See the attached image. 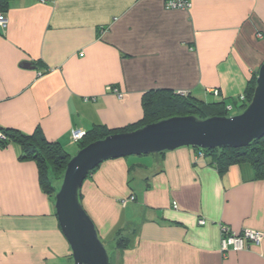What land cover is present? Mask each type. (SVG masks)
Wrapping results in <instances>:
<instances>
[{
  "label": "crops",
  "instance_id": "crops-1",
  "mask_svg": "<svg viewBox=\"0 0 264 264\" xmlns=\"http://www.w3.org/2000/svg\"><path fill=\"white\" fill-rule=\"evenodd\" d=\"M164 1L10 0L0 11V131L37 129L75 154L93 128L137 125L145 96L160 91L238 113L264 60V0H190L187 9ZM74 129L84 131L76 142ZM198 151L111 158L89 173L79 199L111 247L110 264H264V236L220 249L221 224L264 234V177L249 161L221 172ZM20 154L16 142L0 144V264H73L53 196Z\"/></svg>",
  "mask_w": 264,
  "mask_h": 264
},
{
  "label": "water",
  "instance_id": "water-1",
  "mask_svg": "<svg viewBox=\"0 0 264 264\" xmlns=\"http://www.w3.org/2000/svg\"><path fill=\"white\" fill-rule=\"evenodd\" d=\"M30 67L29 62L23 63ZM264 136V60L245 108L229 116L174 115L136 129L114 132L80 148L68 160L54 196L55 215L71 250L73 264H110L95 223L79 200V189L101 162L129 155L160 153L181 146L240 148Z\"/></svg>",
  "mask_w": 264,
  "mask_h": 264
},
{
  "label": "trees",
  "instance_id": "trees-1",
  "mask_svg": "<svg viewBox=\"0 0 264 264\" xmlns=\"http://www.w3.org/2000/svg\"><path fill=\"white\" fill-rule=\"evenodd\" d=\"M9 1L0 0V11L7 7ZM256 74L257 72L248 81L243 94L244 99L237 107L239 111L245 108L253 95ZM174 115H195L199 118H206L212 115L229 114L222 102L205 103L201 100L190 98L186 93L160 91L159 93L151 94V96H145L144 117L137 125H129L120 129L93 128L89 133L85 134L87 137L80 141V148L110 133L133 130L144 124ZM1 133L3 135V138L0 139L1 145H5L9 141L16 142L20 147V158L35 162L41 187L46 194L52 195L54 199V191L56 190L54 182L60 177L61 173H64L66 164L72 155L64 151L58 142L47 140L37 129L31 134H24L13 129H1ZM198 150L202 152L203 156L211 155L221 172L231 164L249 161L254 167L256 176L264 177V136L252 140L245 147L232 148L224 146L211 149L198 148ZM126 245V238L118 235L115 239V247L122 249Z\"/></svg>",
  "mask_w": 264,
  "mask_h": 264
},
{
  "label": "built area",
  "instance_id": "built-area-1",
  "mask_svg": "<svg viewBox=\"0 0 264 264\" xmlns=\"http://www.w3.org/2000/svg\"><path fill=\"white\" fill-rule=\"evenodd\" d=\"M42 3L49 2L51 0H40ZM190 0H165L164 6L167 9H187L190 7ZM7 22L6 17L2 12H0V26L5 27ZM116 92V90H115ZM217 93V90H214ZM181 94H185V92H180ZM118 97H121V93L116 92ZM244 95H240V100L243 101ZM230 106H228V109ZM84 135V131L80 129H74L71 131L70 138L72 142H76L80 140ZM3 138V135L0 131V139ZM198 155H202V152L199 151ZM134 195H129L126 198L121 199V204L125 205L127 201L133 200ZM199 223H204V219H199ZM264 234L263 232L255 229H243L241 232L236 233L229 229L228 226L221 224L220 226V249L221 251L227 252L229 250L237 251L246 249L250 243L258 244L262 240Z\"/></svg>",
  "mask_w": 264,
  "mask_h": 264
},
{
  "label": "rangeland",
  "instance_id": "rangeland-1",
  "mask_svg": "<svg viewBox=\"0 0 264 264\" xmlns=\"http://www.w3.org/2000/svg\"><path fill=\"white\" fill-rule=\"evenodd\" d=\"M236 109H234L233 111H231V112H227L229 115H232V114H234V113H236ZM239 112H241V111H239ZM238 112V113H239ZM229 115H224V116H229ZM219 116H223V115H219ZM76 148H77V146H69L67 149L65 148V149H63L64 151H66V152H68L69 154H74L73 152H75V150H76ZM77 152V151H76ZM146 155H150V154H141V155H134V156H130V159L132 158V157H134L135 159H144L143 157H147ZM62 177H63V173H61L60 174V177L59 178H57V180H55V182H54V187H55V191H54V196H55V193L57 192V190L59 189V187H60V184H61V181H62ZM87 212V211H86ZM107 248V252H109V250H110V248L111 247H109V246H107L106 247ZM109 254V253H108Z\"/></svg>",
  "mask_w": 264,
  "mask_h": 264
}]
</instances>
